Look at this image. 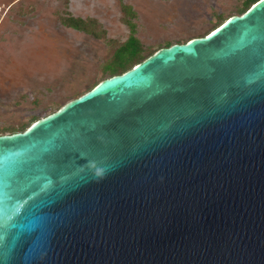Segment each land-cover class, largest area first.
<instances>
[{"label": "water", "instance_id": "95a60500", "mask_svg": "<svg viewBox=\"0 0 264 264\" xmlns=\"http://www.w3.org/2000/svg\"><path fill=\"white\" fill-rule=\"evenodd\" d=\"M0 264H264V0L0 135Z\"/></svg>", "mask_w": 264, "mask_h": 264}, {"label": "rangeland", "instance_id": "374dc122", "mask_svg": "<svg viewBox=\"0 0 264 264\" xmlns=\"http://www.w3.org/2000/svg\"><path fill=\"white\" fill-rule=\"evenodd\" d=\"M246 0H0V135L43 119L110 77L131 35L144 54L203 37ZM83 18L98 37L65 26Z\"/></svg>", "mask_w": 264, "mask_h": 264}, {"label": "trees", "instance_id": "16d2710c", "mask_svg": "<svg viewBox=\"0 0 264 264\" xmlns=\"http://www.w3.org/2000/svg\"><path fill=\"white\" fill-rule=\"evenodd\" d=\"M258 1L259 0H246L244 2V8H243L241 14L245 13L248 9H250ZM225 21H227V19L224 20L222 23H220L219 26L221 24H223ZM62 23L67 27L74 28L76 30H79V31H82L85 33H90L93 36L98 37V34L95 33L94 31H92L91 28L87 26L88 21H86V19L77 18L74 16H69L67 19H63ZM219 26H217V27H219ZM216 28H214V29H216ZM209 33H207V34H209ZM170 46L171 45H168L167 47H170ZM156 52L145 55L144 54V47H143V44L141 43V41L135 35H131L129 37V39L123 45H121L119 47V49H117V51L115 53L114 60L108 64L107 68L110 70V77L115 76V75H121V74L127 72L128 70L132 69L133 67H135L139 63L143 62L144 60H146L147 58H149L150 56H152ZM98 84H96V85H98ZM93 88H91V89H93ZM38 120H40V118L35 119L28 126H22L20 132H24L27 129H29ZM11 133L12 134L18 133V131L15 129H12Z\"/></svg>", "mask_w": 264, "mask_h": 264}, {"label": "bare ground", "instance_id": "6f19581e", "mask_svg": "<svg viewBox=\"0 0 264 264\" xmlns=\"http://www.w3.org/2000/svg\"><path fill=\"white\" fill-rule=\"evenodd\" d=\"M227 20H228V19H227ZM221 25H222V24H221ZM221 25H220V26H221ZM220 26H219V27H220ZM219 27H217V28H219ZM217 28H216V29H217ZM214 30H215V29H214ZM214 30H212V31H214ZM212 31H211V32H212Z\"/></svg>", "mask_w": 264, "mask_h": 264}]
</instances>
